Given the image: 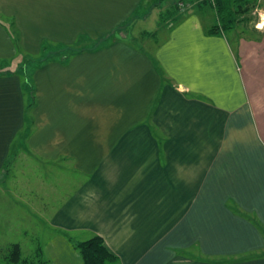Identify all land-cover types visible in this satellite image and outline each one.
Returning <instances> with one entry per match:
<instances>
[{
  "label": "crops",
  "instance_id": "0c3cea01",
  "mask_svg": "<svg viewBox=\"0 0 264 264\" xmlns=\"http://www.w3.org/2000/svg\"><path fill=\"white\" fill-rule=\"evenodd\" d=\"M116 3L0 0V13L23 48H68L130 15ZM200 13L187 12L150 54L80 45L25 77L0 74V175L19 148L76 175L69 196L51 209L44 201L41 222L63 254L73 250L71 264H83L75 244L94 235L119 264H264V20L256 36L232 40L209 34ZM14 55L0 24V61ZM40 183L52 192L47 176Z\"/></svg>",
  "mask_w": 264,
  "mask_h": 264
},
{
  "label": "rangeland",
  "instance_id": "374dc122",
  "mask_svg": "<svg viewBox=\"0 0 264 264\" xmlns=\"http://www.w3.org/2000/svg\"><path fill=\"white\" fill-rule=\"evenodd\" d=\"M122 2L123 5H121L122 3H116L120 4L116 7L125 12L131 6L130 15L118 17L116 22L106 27L105 31L108 32H104V34H102L103 32L97 33L93 31L82 32L76 41V46H84L81 51L84 53L89 52L88 50L90 52L102 51L114 44L120 43L147 51L148 54L153 53L165 41V37L168 36L167 30L172 29L179 20L187 16V12L199 10L194 0H122ZM181 2H185L186 6L181 7ZM178 5L180 10L176 7ZM262 6L259 3L251 9L248 23H240L237 25L239 29L227 32L226 34L232 40L234 39V35L241 38L256 36V33L252 31L256 30L253 27L258 24L260 25L264 20L261 12ZM50 9L54 10V8ZM203 9L204 11H199L201 12L206 31H209L212 25L218 24L219 21L210 5L204 6ZM1 16L5 18L7 25H11L12 18L3 16L0 13V18ZM107 28L109 29L107 30ZM26 38L28 37L26 36ZM39 44L32 42L28 46L29 49L24 48V50L27 55L26 64L28 65L32 61L29 65L31 67L40 66V69L47 59L54 58L60 54H70L78 49V47L73 45L65 48L51 40H43L40 46ZM96 45L99 47H95ZM57 51L59 54H57ZM22 55L25 56L24 53ZM13 62L12 60L9 64L7 63L6 67L8 66V69H13L14 67L12 66H17ZM27 68L29 69V67ZM16 153L19 154L12 155L13 162L10 166L9 174L2 173L0 175L4 178L0 185V263L5 264L6 261L3 255H5L7 248L12 243H19L21 245L22 253L25 257L37 259L35 255L40 243L44 251L43 257L49 260L50 264H71L69 260L75 258V254L71 253L73 250L65 244V247L68 249L63 254L60 250V245H57V239H52L51 237L53 230L49 229V224H45V230L41 222L47 214L44 201L50 202L51 209L52 205H56L59 198L67 194L69 196L73 190V183H71L73 180L71 182L70 180L76 175L71 170L69 162L63 163L65 170L59 171L61 168L57 169L55 165H52L53 168L50 169L39 165L32 158L24 155V150L21 151V148ZM64 171L66 181L63 186ZM45 176H47V182L52 184V192H46L43 183H40V180ZM61 176L62 178H60ZM56 181L64 188L59 193H55V191L61 189L59 183ZM25 184L28 188H36L35 193H31L30 191L32 196L27 192ZM33 229L34 231L38 230V232L34 233ZM71 234H73L74 239L78 240L91 236V234L86 233L82 237L78 236L79 233ZM56 248L59 249V252H56ZM77 256L80 257L78 254Z\"/></svg>",
  "mask_w": 264,
  "mask_h": 264
},
{
  "label": "trees",
  "instance_id": "16d2710c",
  "mask_svg": "<svg viewBox=\"0 0 264 264\" xmlns=\"http://www.w3.org/2000/svg\"><path fill=\"white\" fill-rule=\"evenodd\" d=\"M198 6L200 11H204L203 7L206 5H210L214 10L219 23L212 25L209 29V34H222L223 32H232L239 28H237L238 24L248 23L250 20L249 13L251 9L257 6V0H194ZM192 2V1H191ZM182 4V5H181ZM181 7H185L186 3L181 2ZM179 10V5L176 6ZM2 15V14H1ZM0 24L5 26L7 29L15 47H16V55H14L11 60L4 59L0 61V74L4 73L6 75H18L19 77H25V75H30L32 70H36L40 66L31 67L26 64V51L21 46V37L20 32L14 27L13 22L11 25H7L5 18L1 16ZM25 54L23 56L22 54ZM14 61L17 66L13 69H8L6 67L7 63L10 61ZM50 60H46V62ZM52 61V60H51ZM3 63V65H2ZM12 63V64H13ZM43 63V62H42ZM45 63V62H44ZM29 67V69L27 68ZM25 80V78H24ZM30 92H32V97H35L36 88L33 86L30 88ZM75 248L79 252L83 264H119L118 257L113 254L108 247L106 246L104 239L99 235H94L93 237L77 242L75 244ZM4 256L5 264H50L49 260L44 258L43 249L39 243L37 247V253L35 257L37 259H29V257H25L22 253V247L19 243H12L7 248ZM42 256V257H41ZM1 264V263H0Z\"/></svg>",
  "mask_w": 264,
  "mask_h": 264
}]
</instances>
